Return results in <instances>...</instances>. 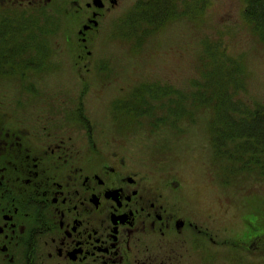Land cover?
<instances>
[{"label":"rangeland","instance_id":"obj_1","mask_svg":"<svg viewBox=\"0 0 264 264\" xmlns=\"http://www.w3.org/2000/svg\"><path fill=\"white\" fill-rule=\"evenodd\" d=\"M152 3L128 0L88 44L91 56L53 55L50 73L28 74L35 92L20 99L50 101L52 113L75 118L82 109L84 129L102 143L182 180L191 208L213 217L212 264H264V154L255 164L254 148L240 151L244 138L227 139L239 124L232 119L264 106V34L245 18L247 0H173L163 22L140 21ZM16 88L0 81V101H19ZM157 89L168 94L153 97ZM251 230L258 241H246Z\"/></svg>","mask_w":264,"mask_h":264},{"label":"flooded vegetation","instance_id":"obj_2","mask_svg":"<svg viewBox=\"0 0 264 264\" xmlns=\"http://www.w3.org/2000/svg\"><path fill=\"white\" fill-rule=\"evenodd\" d=\"M127 1L0 0V81H14L19 99L0 101V264L213 262V217L191 208L182 180L102 143L82 109L75 118L20 99L53 55L91 56L88 44ZM256 238L251 230L246 241Z\"/></svg>","mask_w":264,"mask_h":264},{"label":"trees","instance_id":"obj_3","mask_svg":"<svg viewBox=\"0 0 264 264\" xmlns=\"http://www.w3.org/2000/svg\"><path fill=\"white\" fill-rule=\"evenodd\" d=\"M174 6L173 0H153L152 4H142L143 9H145V7H148L149 9L147 11L144 10V15H139L138 17L140 18V21H146L148 24L156 22L161 23L163 22V19L169 17L168 15L175 12ZM244 16L260 33L264 34V0H247ZM218 90H221V88ZM159 92H162L164 96L168 94L167 90L163 91L159 89L153 90L150 93L154 97L157 96ZM215 92L216 90L214 93ZM226 95L228 94L225 93L222 96L220 95L218 102H226L221 101ZM196 96L201 101L210 100V95L201 92ZM138 98L141 99L140 101H146L145 99H142V96H138ZM181 100H183L182 97ZM181 107L183 109V106ZM145 113L146 112H142L141 114L144 115ZM245 116L246 118H243L240 122L230 117L234 122L239 124L237 126V131L232 126L227 128L230 130L227 139L234 140L244 138L246 140V146L240 150L242 151V155H245V152H248L249 148L252 147L256 150L252 153L255 164H260L255 157L264 154V106L258 107L251 112L245 110ZM259 238H256V240H259Z\"/></svg>","mask_w":264,"mask_h":264}]
</instances>
